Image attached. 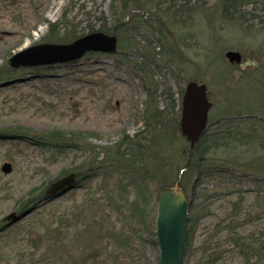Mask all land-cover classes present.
<instances>
[{
  "label": "rangeland",
  "instance_id": "obj_1",
  "mask_svg": "<svg viewBox=\"0 0 264 264\" xmlns=\"http://www.w3.org/2000/svg\"><path fill=\"white\" fill-rule=\"evenodd\" d=\"M119 3L0 0V72L11 69V74L0 80V264H154L159 256V248L148 242L142 227L131 226L125 215L108 205L105 186L111 175L109 166L85 174L74 189L62 195L45 200L43 193L51 182L86 165L97 153L102 159L108 147L125 134L142 129L146 95L132 60H141L146 45L159 50L150 31L154 26H149L151 19L127 24L129 47L123 49L119 44L114 54L90 52L75 61L47 66L13 68L9 63L14 54L51 42L47 41L51 24L54 29L59 27V35L64 36L66 30L76 38L90 33L91 28L112 26ZM196 3L205 10L180 32L184 42L181 52L171 51L152 65L161 89L171 86L178 100L180 86L184 88L192 79L205 82L212 116L219 115L231 101L242 99L238 94L252 103L264 100V23L245 32L221 22L213 8L215 0ZM254 8L264 20V5ZM168 49L164 47V51ZM228 50L240 51L256 65L239 68L229 63L225 57ZM159 102L166 104L163 95ZM253 109L264 115L261 105L255 104ZM57 132L68 139L66 142L75 135L77 145L54 148L51 137ZM240 153L250 157L253 150L243 146L230 151L229 156ZM227 154L212 152L210 157L220 162ZM6 162L12 166L9 173L2 170ZM232 179L214 174L198 182L189 208L183 264H245L230 240L233 234L225 227L232 203L241 197L245 202L240 205L235 232L242 236L264 232V215L245 219L257 190L264 192V178L258 183ZM29 200L34 201L23 209ZM12 213L19 217L7 219ZM154 216L155 200L150 219ZM92 221L102 222L105 230L123 228L132 234L127 255L118 259L120 251L107 236L87 245L86 227Z\"/></svg>",
  "mask_w": 264,
  "mask_h": 264
},
{
  "label": "trees",
  "instance_id": "obj_2",
  "mask_svg": "<svg viewBox=\"0 0 264 264\" xmlns=\"http://www.w3.org/2000/svg\"><path fill=\"white\" fill-rule=\"evenodd\" d=\"M119 2L118 10L113 13L115 18L113 25L107 28L103 24L97 29L115 34L119 38L121 47L125 49L129 47L125 37L127 24L138 23L141 21L139 19H151L149 26H154L150 31L157 39L159 47L157 51L150 44V46L146 45L141 60H132L134 71L146 95L145 108L141 116L143 126L135 134H125L123 138L109 146L106 153H103L102 159H100L101 154L97 153L86 165L79 166L76 172L85 175L102 169L105 165L109 166L111 175L105 186L108 205L125 215L131 226L142 227L148 242L157 248L156 217L150 219V212L153 200L157 201L163 188L172 186L176 182L186 192L190 191L194 198L198 182L204 176L216 174L233 178L232 180L249 179L255 183L263 180L264 115H259V112L253 108L255 104L264 108V100L252 103L247 98H243L244 95L238 94L237 96L242 99L231 101L219 115L212 116L210 113L209 123L214 124L194 146H190L180 131L181 110L176 96L171 86L164 85V89H161L160 83L155 79L152 65L156 64L160 56L171 54V51L181 52L184 42L180 32L187 27V22L197 13L205 10V7L197 5V0H119ZM258 4L264 5V0H215L213 8L216 7V15L222 23L243 29L245 32H253L258 29V23H264V20H261L262 16L254 8ZM135 14L138 16L135 17ZM54 26L55 24H51L47 41L71 42L76 39L66 30L64 36L59 35V27L54 29ZM94 30L96 29H90V31ZM166 46L169 48L168 52L164 51ZM10 74L11 69L2 70L0 80ZM248 77L250 75L240 84ZM183 89L180 86L181 94ZM233 91L237 93V89ZM161 95L166 102L164 106L159 104ZM52 135L54 148H61L66 144L77 145L75 135L69 139L70 142H66L67 138L59 132ZM243 146L253 150L250 157H244L245 154L241 156L242 153L234 158L229 156L230 151ZM219 151L228 152L227 157L215 162L210 154ZM43 193L45 195V191ZM44 197L47 198L46 195ZM33 201H27L22 208L27 209ZM243 202L245 200L241 197L232 203V214L227 219L228 224L225 227H228L233 234L230 240L233 241L235 248H238L237 254L245 264H264V232L250 233L246 236L235 232V227L239 224L237 221L238 212L241 211L239 208ZM250 207L251 209L246 211L245 219L255 220L260 215L263 217L264 192L260 189L253 197ZM104 236L110 238L120 251L116 256L118 259L127 255L133 241L132 234L123 228L112 227L105 230L102 222H88L87 245L93 240H101ZM90 248L93 249L94 245ZM72 260L74 263L78 262L76 257H72Z\"/></svg>",
  "mask_w": 264,
  "mask_h": 264
},
{
  "label": "water",
  "instance_id": "obj_3",
  "mask_svg": "<svg viewBox=\"0 0 264 264\" xmlns=\"http://www.w3.org/2000/svg\"><path fill=\"white\" fill-rule=\"evenodd\" d=\"M117 45L118 38L115 35L96 31L68 44L44 43L32 46L15 54L10 61L13 66L53 64L75 60L91 51L114 52ZM226 58L230 63L240 66L256 65L254 61L242 62V54L236 50L227 51ZM210 107L206 84L189 82L182 97L180 129L191 146L207 130ZM11 170V164L5 163L3 171L8 173ZM75 180V173L65 176L51 184L48 192L68 191L74 187ZM157 209L156 237L160 255L155 264H183L189 214V202L184 190L177 183L173 187L164 188L159 195ZM8 218H15V214Z\"/></svg>",
  "mask_w": 264,
  "mask_h": 264
}]
</instances>
